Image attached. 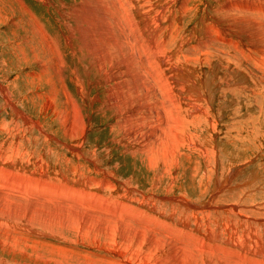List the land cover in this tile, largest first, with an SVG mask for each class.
I'll return each instance as SVG.
<instances>
[{
	"label": "rangeland",
	"instance_id": "obj_1",
	"mask_svg": "<svg viewBox=\"0 0 264 264\" xmlns=\"http://www.w3.org/2000/svg\"><path fill=\"white\" fill-rule=\"evenodd\" d=\"M138 1L0 0L1 86L12 92V100L22 110L46 124L41 128L46 127L49 134L59 131L60 136L63 134L60 121L52 115L45 117L37 110L46 99L38 96L56 91L59 107L65 108L66 93L71 94L92 124L84 155L96 151L102 159L101 169L115 170L120 191L123 189L120 182L129 179L132 186L142 191L139 196L148 194L151 200H161L159 203L164 206L168 200L161 197L166 194L174 197L184 194L191 201L204 203L214 182L225 181L231 167L237 170L230 179L233 190L222 194V201L230 206L253 205L250 211L256 218L262 217L264 64H258L264 59V0H141L137 4ZM238 1L258 3V8L235 9ZM225 28L228 30L224 34ZM125 80H128L126 84ZM123 100L131 102L127 104ZM3 102L6 101L0 94V121L6 119L11 123L14 115ZM111 103H115L114 107ZM157 112L170 122L174 115L172 124L176 135L178 131L175 138L188 137L184 136L188 134L189 139L207 145L209 150L202 157L197 152H188V156L179 158L178 165L173 162L177 178L174 191H170L172 171L150 167L148 149V152H134L133 147L126 150L113 141L122 135L116 134L118 130L112 131L117 115L123 120H150L159 116ZM30 134L25 149L46 153L52 167L57 168L58 158L57 153L49 150L58 146L63 170L80 166L87 173L101 176L90 161L78 159L63 145L56 144V140L47 146L48 134L39 131ZM6 136L0 134V148ZM73 140L69 142L74 143ZM14 152L24 157L20 139L12 140V148L7 153ZM154 179H158L157 186ZM29 253L24 251L25 257L20 253L14 257L9 255L7 259L37 264Z\"/></svg>",
	"mask_w": 264,
	"mask_h": 264
},
{
	"label": "bare ground",
	"instance_id": "obj_2",
	"mask_svg": "<svg viewBox=\"0 0 264 264\" xmlns=\"http://www.w3.org/2000/svg\"><path fill=\"white\" fill-rule=\"evenodd\" d=\"M182 5L181 8L184 10L185 7ZM245 6L254 10L258 8V3L238 1L234 8L245 10ZM138 9L140 10L139 7ZM106 41L104 43L109 44V41ZM262 64L264 59L258 65ZM171 69L174 71V66ZM126 81L128 80H125V84ZM135 82L139 85L137 79ZM0 94L14 115L11 123L6 119L0 121V134H7L0 148V162L4 161L0 165V249L2 250L0 264H20L16 260L7 259V256L14 257L20 253L25 257L24 251H30L31 260L37 264H48L49 261L53 264H264V215L256 218L250 211L253 205L243 206L238 203L230 206L220 197L222 194L225 195L226 191L233 190L230 179L237 173L235 168L230 167L225 181L214 182L215 186L210 192L208 201L198 203L189 200L184 194L176 197L166 194L161 197L164 201L168 200L167 206H164L159 203L161 200L159 202L153 198L151 200L148 194L139 196L142 191L132 186L134 184L129 179L120 182L123 187L120 191L117 179L114 177L115 170L101 169L102 159L96 151H92L88 156L84 155L87 134L92 124L85 118L83 108L71 94L66 93L65 108H60L56 91L38 96L40 99L43 97L46 99L43 98L45 102L37 110L45 114V117L52 115V118L56 117L60 121L63 126L62 136L59 131L49 134L50 131L46 127L41 128L46 124L22 110L18 102L12 100V92L1 84ZM193 104L195 105V102ZM164 108L168 110V106ZM160 116L161 112L155 119L130 121L123 120L117 115L112 131L115 133L118 130L116 134L121 132L122 135H118L120 139L114 137L113 141L123 145L126 150L133 147L134 152L138 150L144 152L148 149L150 167L160 169L165 167L166 172L172 171L173 185L170 184L172 191L176 185L174 181L177 179L174 175L176 171L172 166L173 162L178 165L179 158L188 156V152H197L200 156H205L209 150L207 145L203 146V143L189 139L188 134L184 135L188 137H180V134V138H175L176 129L172 124L174 115L171 122ZM129 123L131 127L128 128ZM60 128L58 127L59 130ZM35 131L49 135L47 146H51L50 143H55L56 140V144L63 145L78 159L85 158L90 161L94 169L101 172V176L96 177L90 172L87 173L80 166L74 167L73 170L70 168L63 170L60 161L62 157L58 156V146L55 149L47 147L50 153L53 151L55 155L57 153V168L51 166L46 153L40 154L37 153L38 151L25 149V142L30 141L27 136ZM17 139H20L24 157H20L16 152L7 153L12 148V140ZM69 139H74V143L69 142ZM75 139H78V142H75ZM22 160L24 161L21 162ZM16 164L19 166L15 167ZM160 169L159 174L162 173ZM154 180V186H157L158 179ZM245 184L247 183L243 185ZM52 241L54 243H51ZM24 242L27 243L22 245ZM22 263L29 264L27 261Z\"/></svg>",
	"mask_w": 264,
	"mask_h": 264
}]
</instances>
